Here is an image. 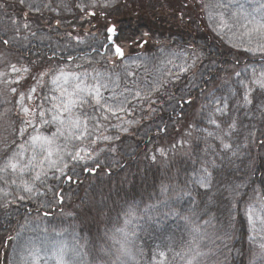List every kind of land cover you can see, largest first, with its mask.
<instances>
[{
	"label": "trees",
	"instance_id": "1",
	"mask_svg": "<svg viewBox=\"0 0 264 264\" xmlns=\"http://www.w3.org/2000/svg\"><path fill=\"white\" fill-rule=\"evenodd\" d=\"M82 1L84 0H29L40 7V12H36L29 11L26 6L22 11L18 0H0V4L4 5L0 8V38L10 41L8 45L0 43V56L4 55L7 63L29 67L32 75L48 67H56L57 64L62 68L73 66L75 69H82L86 64V68L89 65L93 67L102 65L108 54L104 56L99 51H102V44L106 38L109 17L118 25L116 42L122 46L127 45L133 51V47L138 46L133 43V39H138L143 32L150 33V39L145 37L149 42L139 50L140 52L138 51L139 58L142 57L141 51L145 52L147 48L149 51L158 52V47H163L165 52L174 49L192 53L195 49L202 54L203 59L197 66L195 79H190L192 77L190 73L180 77L179 81L161 76L160 72L153 70V63L144 61L148 70L145 73L150 72L151 75L145 79L142 74L140 81L132 79L128 82L131 84L134 82L143 95L151 97L156 103L150 105L146 100L139 117L132 123L111 128L106 135L113 137L111 141L103 139L105 132L100 133L98 140H89L88 150L81 152L86 159L79 163L68 159L66 175L45 177L42 184L36 182L38 188V192H35L36 199L16 201L7 208L0 207V264H8V261L20 264L19 246L29 239L33 240L37 247H41L43 241L39 253L41 258L53 257L54 246L62 243L67 245L70 258L72 248L84 245L81 257L77 258L82 259V264L103 262L109 264L107 257L110 255H105L100 249H109L114 255L116 248L112 246L110 237L118 236L117 228H125L128 232L133 229L136 231V236L131 237L134 241L132 250L135 259L130 264H155L153 257L158 259L156 254L161 250L167 251L166 246L172 247L174 251L183 252L194 236L193 247L202 240L203 235L208 236L207 240L214 242L217 250L215 255L210 254L211 257L206 261L201 258L203 264H247L249 225L244 208L255 195L264 196V146L259 144L260 140H264L262 134L264 119L260 118L259 113L252 112L249 113V118H245L244 112L241 111L240 119L248 127L241 128L234 136V144L240 145L238 156L231 157V153H228L227 157H231V161L229 162L226 157L221 162L218 156L208 154L207 158L217 159L221 167L213 172V187L207 196L203 195V189L192 183L195 179L194 170L200 167L199 163L193 161L204 156L200 150L205 147V137L209 144L219 143L207 136L208 132L215 131L214 126L207 123L211 105L203 112L198 108L208 103V94L214 90L216 96L221 95L222 91L226 93L227 87L224 86L223 89L220 87L223 80H229L233 87H236L237 78L233 74L240 71L242 75L238 79H243L244 63L259 66L264 65V61L243 49L233 47L227 39L228 34H217L216 28L208 25L199 9L202 2L214 4L216 0H194L193 4L190 1H181L179 5H182V9L176 10L172 8L173 6L162 5L163 0H120L121 8L112 18L110 15H98L97 10L82 12L81 7H78ZM104 2L105 0H99L100 4ZM220 2L227 3V0ZM45 4L48 7H44ZM191 6L194 8L189 9ZM68 11L71 12L69 16ZM24 12H28L29 29L22 27L25 22ZM57 20L60 21L59 24L56 23ZM14 21L16 23H13ZM18 25L21 26L20 31L16 32ZM87 27L90 28V35L87 33ZM31 32H35L36 36H32ZM81 38L89 42L81 44L82 48L78 50L70 47L76 43L73 41ZM93 48L97 51L93 52ZM53 52L56 53V57L49 62L47 57L52 56ZM69 56L74 59H67ZM33 61L36 63L31 64ZM29 79L35 84L31 78ZM163 79H169L171 83L162 87L159 92L149 90L153 80ZM186 86L191 89L188 97L192 99V103L181 108L174 100L170 101L168 96L184 95L180 89L185 88L187 91ZM201 90L204 95H201ZM239 91L242 92L243 89ZM3 93L7 94L4 90ZM9 99L11 96L5 100ZM11 101L14 102L13 105L12 102L3 105L5 103L0 100V113L5 115L3 117L5 120L0 121V131L6 125L4 123H11L8 131H4L0 137V148L12 139H16L18 143L23 142L20 137L13 136V128L17 124L16 128L20 127V117L13 113L14 110L17 111L16 100ZM216 115L219 116L218 113ZM190 122L195 127L193 139L194 137L200 139L194 141L191 154L178 156L179 145L186 140L189 133L185 126L188 127ZM124 128L128 131L125 132ZM249 130L255 132L254 139L248 136ZM117 136L119 139H115ZM110 148H115L116 151H109ZM160 149L166 153L165 157L172 160L167 161L170 165L166 167H164L166 160L160 155ZM88 155L92 158L87 159ZM153 155L156 156L155 161L151 159ZM251 161L256 162L255 174L248 166ZM97 163L100 167L96 168L95 172L83 170L84 167H95ZM73 167L79 175L74 177L73 181L67 182V174H71L70 170ZM172 184L176 187V195L169 197L165 193L162 194V186L170 188ZM237 184H243L244 187L239 189V196L234 200V194L230 189ZM0 187L5 190L9 188V192L13 190L12 186H5L2 182ZM188 190L192 191L193 198L199 204L200 215L194 217V222L204 231L201 236L192 233L191 227L185 225L182 220L172 216L165 217L163 213L168 209L159 204V201L168 200L173 207H179L187 214V209L193 207L192 198L185 196L179 199L178 203L177 199L178 196H182L183 191ZM57 193L59 195H56ZM60 196H63L62 204L56 202ZM209 196L213 199L211 204H208ZM12 198L8 197L9 200ZM237 201L238 210L232 209L231 204ZM132 203L137 205L139 218L125 226L123 211ZM41 204L47 207L40 208ZM152 205L156 207H150ZM206 205L209 211L203 215L202 210ZM45 211L50 215L44 216ZM230 211L235 217L231 221V227ZM36 217L42 218L46 225L39 226L36 222L31 224ZM205 220H210V224H204ZM51 225L55 226V229L58 228L60 230L58 233L62 234L57 235L53 232ZM45 228L48 230L46 233L43 231ZM17 232H20L18 239H7L9 236L15 238ZM225 232H228L227 236ZM43 248H48L49 251L45 253ZM137 249H142V252H138ZM173 254L174 252L168 253L169 258ZM24 255L27 253L24 252ZM181 262L184 261L177 257L174 264Z\"/></svg>",
	"mask_w": 264,
	"mask_h": 264
},
{
	"label": "snow or ice",
	"instance_id": "2",
	"mask_svg": "<svg viewBox=\"0 0 264 264\" xmlns=\"http://www.w3.org/2000/svg\"><path fill=\"white\" fill-rule=\"evenodd\" d=\"M21 5V10L23 11V7H27L29 11L35 10L36 12H40V7L34 3L29 2V0H18ZM114 0H105L103 4L99 3V0H93L91 7H103L109 8L112 6ZM4 5L0 4V8H3ZM44 7H48L47 4ZM78 7H80L78 5ZM88 5L81 7V11H86ZM203 8H211V9H224V11L219 12H209V19L213 20L217 23V28L221 31H226L231 33V39L233 42V47L243 48L244 51L255 54L257 52L264 54V0H227V3H222L220 0H216L214 4H204L202 2ZM90 15H95V13H89ZM227 14V15H226ZM28 12L23 13L24 23L22 27L24 29H29L30 24L27 21ZM183 19V16H181ZM13 23H16L15 21ZM57 24L60 23L59 20L56 21ZM21 26L16 27V32L20 31ZM107 33L111 34L106 37L109 41V44L103 45L106 49H112L113 55L123 60L125 58V51L121 44L116 43L113 39L115 35H117V30L115 27H108L106 29ZM32 36H36L35 32H31ZM145 37L151 38L149 32H143L140 34L138 39H133V43L138 44V46L143 47L149 41L145 39ZM0 43L3 45H8L10 41L8 39L0 38ZM247 44L248 47H244ZM254 45V47H253ZM93 52H96L97 49L93 48ZM161 52L164 51L163 48L160 49ZM107 55L105 52L104 56ZM56 57V53L53 52L52 56L47 57V60L51 62ZM103 58V57H102ZM67 59H74L69 56ZM203 59L202 54L198 53L195 49L192 50L191 56L188 57V60H185L184 64L178 65L179 73H171L168 72V77L173 78L176 81L180 80L181 74H187L192 72V77L190 79H195L196 73L193 69H196L197 66L201 63ZM113 63L115 67L119 65L115 64V61H109ZM31 64H35L36 62H30ZM135 63V60L132 61ZM168 63L171 64L172 61L168 60ZM147 70L146 65H144ZM11 71L14 73H27L30 78L35 82V86L29 88L28 92L25 93L23 91H18L16 87L9 88V91L17 97L15 103L18 106V111L16 113L17 117L21 116L23 113L25 116H29L27 119H20V127L13 128V135L18 136L21 139L24 137L28 128H33L35 131V127L33 125V119L38 115L40 118V122L44 125L48 124H56V132L52 134L51 137L42 136V135H29L28 139L23 143H18L16 139H12L11 141L5 142L3 147L0 148V182L3 185L11 187L15 186L11 192L6 191L5 188L0 187V207L7 208L8 205L15 203L16 201L23 202L25 200L32 199L33 193L38 192V188L36 187V182L44 183V179L47 176V172L50 170H54L55 172H59L61 175H66L65 169H68V164L64 162V157L60 155L61 152L64 151V148H61L57 143L58 138L63 137L67 142L70 139L80 140L82 137L86 135H90L88 129V122L90 120H94V116L90 115L88 109L92 110V113L100 112V113H110L112 116H116L119 112H126V108L124 107L125 103H130L127 99V96L124 97L123 100L119 99L113 89V94L111 96L105 97L103 95L104 91L109 90L110 84H115L119 87V81L121 80V75L116 72L110 73H102L99 71H94V74H90L88 72H83L79 75L72 74L73 79L77 81L75 83L73 90L71 93H68L66 88L60 89V97L59 103L52 104V111L55 113L52 115L51 120L46 119L47 112L44 110L42 105L36 106V111L33 112L32 109L25 106V100H32L33 94L37 92V87L43 88L45 86V78H50L53 84L59 83L61 79L64 80V83H68V75L65 73L64 68L60 67L58 64L56 67H48L45 70H42L35 75H32V70L29 67L21 66L17 68L15 64L10 65ZM246 71V70H245ZM6 73L0 72V77L6 76ZM135 73L125 70V76H134ZM242 73L237 71L235 73L236 77H241ZM91 76L92 83L89 84L87 82V77ZM114 77V78H113ZM4 83H8V81H3ZM11 83L19 84L20 80L12 81ZM168 83H171L169 79L163 80H153L149 85L150 91L159 92L162 87H165ZM236 87H233L232 82L225 79L223 80V84L221 89L224 86L227 87L226 93L222 91L221 95L216 96L215 90L212 93L208 94V103L202 105L201 111L203 112L206 108L211 105V112L207 116V123L213 125L215 131L208 132L207 136L212 137L214 140L218 141V144H209L207 142V137L204 138L205 147L201 149L204 153V156L194 160L193 163H199L200 167L198 170H194L195 179L192 183L198 185L200 189L204 190L203 195L207 196L208 193L212 190L213 187V172L221 167V163L217 162V159H208V154L210 153L213 157H219L220 161L223 162L227 157L228 153H231V157H237L240 149L239 144H234V136L239 132L241 128L248 127L244 125L243 121L240 119L239 114L241 111L244 112L245 118H249V113L253 114L259 113L261 119H264V68L261 69L259 73L253 68L252 77L237 79L235 81ZM138 87V86H137ZM187 88V86H186ZM243 89L242 92L239 90ZM126 92H131V89L125 87ZM180 91L184 92V95L177 97L175 94H170L168 99L170 101L174 100L176 104H180L181 108L185 104L190 105L192 103V99L188 97V93H190L191 89L181 88ZM67 94V95H66ZM135 97L140 98L142 93L140 90H137L134 93ZM201 95H204L203 90H201ZM235 98V99H233ZM47 100L48 97H45ZM57 97L53 96L52 100H56ZM150 105L155 104L156 101L152 100L151 97L145 96ZM231 100V103H230ZM183 102V103H181ZM251 106V108H249ZM150 110H154L151 109ZM219 114L217 116L216 114ZM3 114L0 113V116ZM109 117L106 115H102L101 119L107 120ZM14 123V122H13ZM125 132L128 131L127 128L123 129ZM200 131H207V129H200ZM264 134V133H262ZM191 136V133H188ZM248 136L255 138V132L249 130ZM248 137H245L247 139ZM104 140L111 141L113 137L104 136ZM115 139H119V136L115 137ZM200 138L197 137V140ZM25 144L31 147L32 155L28 159H24V154L27 151L25 148ZM259 144L264 146V140H260ZM55 145V150L54 146ZM67 144H65L66 148ZM247 147V145H244ZM191 147V145H190ZM198 148V145H197ZM16 149H19L17 151ZM83 149L73 152L67 153L68 156L79 163L82 160H85L86 157L81 155ZM109 151L115 152V148H110ZM160 155L164 156L165 152L163 149H160ZM56 156V159H53V156ZM231 157H227L229 162L231 161ZM91 155L87 156V159H91ZM153 161L156 160V156H151ZM255 161H251L249 163V168H251L252 173L255 174ZM45 165H47V169H45ZM100 164L97 163L95 167H84L83 170L89 173L95 172L96 168H99ZM39 169V170H38ZM71 174H67V179L69 181H73L74 177H78V173L75 172V167L70 170ZM10 177H16L12 179ZM27 177V179H25ZM19 180V183H18ZM244 187L243 184H237L233 186L230 191L234 194L233 199L239 196V189ZM169 191L167 186H162L161 192L166 193ZM56 195H59L58 193ZM9 196L13 198L11 200L8 199ZM192 198V205L187 209V214L183 209L179 207H173L172 204L169 203L168 200L159 201V204L164 208H167L168 211L163 213L165 217H175L182 220L185 225L191 227L192 233H199L201 231V227L198 223L194 222V217L200 215L198 213L199 204L193 198L192 191H183L182 196H178L177 203L179 199L183 197ZM58 204L63 203V196H60L59 200L56 201ZM213 199L211 196L208 197V204H211ZM239 201L231 204L232 209L238 210ZM47 205L41 204L40 208H45ZM150 207H156V205H152ZM39 208L37 211L39 212ZM31 211V209H28ZM209 209L206 205L202 214L206 215ZM244 214L247 217L248 224L250 226V231L256 233L257 231H264V196H262L259 200L250 202L245 205ZM50 213L48 211L44 212V216H48ZM124 224L125 226L132 224L134 219H138L137 216V205L132 203L128 206L127 210L123 211ZM151 219V217H149ZM235 217L232 215L231 211L229 212V227H231V221L234 220ZM205 224H210V220L204 221ZM259 226V227H258ZM24 226H21V230H23ZM45 233L48 231L47 228L43 230ZM55 231V230H54ZM117 232L123 234L122 239H116L115 235L110 237L115 245H118L115 249V259L111 261V264H130L131 261L135 259V255L132 250V245L134 241L131 237L136 236V231L133 229L131 232L125 231V228H117ZM62 233H57V235H61ZM228 235V232H225V236ZM20 237V232H17V236L11 237L9 236L8 240L18 239ZM254 239V237H251ZM195 242V236L192 241L188 242V246L186 250L183 252L174 251V249L170 246L167 247V251L161 250L159 251L156 257H153L155 264H174L177 257L184 261V264H203L202 257L208 255L205 252L200 251L199 244H196L193 247ZM43 246V241H41V247H37L35 242L31 239L26 241L20 247V264H40V260L42 259L39 255L41 248ZM84 245H80L79 248L71 249V258L68 255L67 245L59 244L54 246L52 251V256L55 260V264H82V259H77L81 257V251L83 250ZM259 248L261 250L258 259L259 264H264V242L259 244ZM45 253L49 251L48 248H43ZM101 252L105 255H112L109 249L101 248ZM138 252H142V249H137ZM24 252L27 255H24ZM174 254L169 258L168 253ZM86 255V253H85ZM215 255V253H213ZM8 264H12L11 261H8ZM45 264L47 262L45 261ZM250 264H255V261H250Z\"/></svg>",
	"mask_w": 264,
	"mask_h": 264
},
{
	"label": "rangeland",
	"instance_id": "3",
	"mask_svg": "<svg viewBox=\"0 0 264 264\" xmlns=\"http://www.w3.org/2000/svg\"><path fill=\"white\" fill-rule=\"evenodd\" d=\"M84 1H82V3H80L79 6L83 7L85 5H88L86 12L97 10L96 12L98 15H101V14L105 15V16L110 15L111 18L113 17V14L118 13L117 12L118 9L121 8L120 0H114L112 6L109 8L91 7L93 0H86V1H88L87 3H84ZM181 1H183V2L190 1L192 4L195 2L194 0H163V1H161V3L164 6H166V5L173 6L172 8L176 10V9H182V5H179V3ZM193 8L194 7L191 6L189 9H193ZM200 8L201 9H199V10H201V14H203L204 19H206L207 22L209 23L208 25L212 28H216L215 31L217 34H219V33L228 34L229 37H227V39L231 44H233L234 41H232V39H231V33H227L226 31H221L220 29L217 28V23L215 21L209 19V12L210 11L215 13V12H219V11H224V9L203 8L202 5L200 6ZM99 11H100V13H98ZM69 15H71L70 11H68V16ZM107 19H108L107 20L108 21L107 28L114 26L115 29L117 30L118 25L115 24L114 22H112V20L109 17ZM86 30H87V33H89V35H90L91 34L90 28H88ZM77 32L79 33V31H77ZM107 36H108V34L106 31V37ZM70 39H71V37H70ZM115 41H116V37H115ZM73 42H76V43L73 45H70V47L73 46V49L78 50V49L82 48L81 44H83V43L87 44L89 41L82 40V38H81L80 40L77 39L76 41H73ZM106 43H107V39L105 38L102 46L106 45ZM244 47H248V45L245 44ZM253 47H254V45H253ZM123 48L125 51V58L123 60H120L116 56H114L112 49H106L104 51V47H102V51H99V52H101L103 55L105 54V52H107V54H108V56H106L104 58V62L102 63V65H99V66L95 65L94 67L89 65V67L86 68V66H87V64H86L85 67L83 65L82 69H75V67H73V66L64 67L65 73L68 75V83L67 84L64 83L63 79H61L59 81V83L53 84L51 82L50 78H47V79H45V86L43 88L37 87V92L35 94H33L34 98L32 100H25V102H24L25 106L28 108H31L33 110V112L36 111L37 105H42L44 110L47 112V116L45 118L48 120H51L52 115L55 114L52 111V104L53 103H59V97L61 95L60 89L66 88L68 93H71L75 83H77V81L75 79H73L72 74L79 75L85 71L90 73V74H94V71H99L102 73H110V72L114 71V72L119 73L121 75V80L119 81V87H117L115 84H110L109 90L104 91L103 95L105 97L111 96L113 94V89H114L115 93L119 99L123 100L124 97L127 96V99L130 103H125V105H124V107L126 108V112H119L116 116H112L110 113H100V112L92 113V110L89 108L88 109L89 114L94 116V120H90L88 122V129H89L90 135H86V136L82 137L80 140L70 139L67 142L64 140L63 137H60L57 140V143L60 145V147L64 148V151L61 152L60 155H62L64 157L65 163H67L68 162L67 160L70 159V157L68 156L67 153H69V152L74 153L75 151H78L81 149H83L84 150L83 152H85L86 149L88 150V146H87L88 141L89 140H93V141L98 140L101 132H103V133L105 132L104 136H106L111 131V128L120 127L122 124L123 125L130 124L137 117H139V115L142 111L141 107L147 101H146V99H144L145 95H143V94L141 95L140 98L135 97L134 93L137 90H139V88H137V86H135L134 82L131 84L128 81H131L132 79L133 80L137 79L140 81V79H141L140 76H142V74L145 77V79H147L149 77V75H151L150 72L145 73L146 69H145L144 65L146 63H144V61H148L150 63H153L154 64L153 70L160 72L161 76H163V77L166 76V78H169L173 81H176L173 78L168 77L167 73L168 72L179 73V67H177V66L184 64L185 60H188V57L191 56V53H189V52H182V51H177L174 49H172L168 52H165L166 50L163 47H158V50H159L158 52L157 51L156 52L155 51H149L148 50L149 48L145 49L146 50L145 52L141 51L140 55L142 57L139 58L138 57V53L140 52L139 50L142 49L143 47H138L136 45V47H133L134 51L131 50L127 45L123 46ZM161 48L164 49L163 52H160ZM237 48H240V47H237ZM240 49H243V48H240ZM161 54H163V55H161ZM249 54L255 56L256 58H258L261 61L262 60L264 61V54H261L259 52L255 53V54H252V53H249ZM3 56L4 55L0 56V72L6 73L7 75L0 77V86L4 85V87H0V100L2 101V103H5L3 105H6V104L12 102L11 101L12 99L14 101L17 99V97L14 96L9 91V88L16 87L18 89V91H23V92L27 93L29 88L32 86H35V84H33V82L29 79L30 76L27 73L21 72V73L17 74V73L12 72L11 68H10L11 63H7V58L4 56V58H5L4 59ZM133 60H135V63H132ZM168 60H171L172 63L169 64ZM109 61H115V64L119 65V66L115 67L113 65V63H110ZM188 62L190 63L191 61L188 60ZM15 65L17 66V68H20V67H18V64H15ZM242 66L244 68L243 79L246 77H248V78L252 77L253 68L256 70L257 73H259L261 71V69L264 68V65H259V66L255 65L254 66L251 63H249V64L244 63ZM126 69L129 72L135 73V75L134 76H125V70ZM196 69H193V71L197 72ZM190 73H192V72H189L186 75L181 74V77L190 75ZM233 76H235V73L233 74ZM235 78L238 79L239 77L235 76ZM86 79H87V82L89 84H91L93 82L91 79V76L87 77ZM15 80H20V83L19 84L11 83L12 81H15ZM3 81H8V83H4ZM125 87L131 89V92H126ZM3 90L5 93H7L6 95H4ZM41 91H43V92H41ZM35 95H37L36 98H35ZM9 96H11V99L5 100V99L9 98ZM53 96L57 97V99L52 100ZM45 97H48V99L46 100ZM13 104H14V102H12V105ZM1 106H2V104H1ZM15 109L17 111L19 110L17 105H16ZM198 110L200 111L201 108L199 107ZM17 111H15V110L13 111L15 116H16ZM102 115H106L109 118L107 120H103V119H101ZM4 116L5 115L0 116L1 117L0 121L5 120V118H3ZM21 118L27 119L30 117L25 116L23 113H21L20 119ZM20 119H19V122H20ZM13 120H15V119L13 118ZM4 124H6V125L0 131V137L3 135L4 131L7 132L8 129L11 127V123L10 124L4 123ZM188 124H189L188 127L185 126V129L187 128L189 130L188 132L191 133V136H189L187 134L186 140L183 141L181 143V145H179L180 151L178 152V154H179L178 156L185 155L186 153L191 154L192 148H193L194 143H195L194 141L197 140L196 137H194V139H193L194 129H195L194 125L191 124V122ZM17 125L15 126V128L17 127ZM33 125L35 127V131H33V128H31V127L28 128L27 132L25 133L24 137L22 138L23 142L21 144H23L28 139L29 135L39 134L42 136L51 137L52 134L54 132H56V128H57V125L54 123L48 124V125H44L43 123H41L38 115L33 119ZM65 144H67L66 148H65ZM190 145H191V147H190ZM53 147L55 150V145ZM25 148L27 149V151L24 154V159L26 160L29 157H31L32 151H31V147L27 144H25ZM171 151H173V150H171ZM167 154H168V152H167ZM56 158L57 157L54 155L53 159H56ZM163 158L166 160L164 162V167L170 165V164H167V161H172L171 158L165 157V156ZM167 158H169V159H167ZM45 169H47V165H45ZM66 170L67 169H65V171ZM59 174H60L59 172H55L54 170H50L47 172L46 177H52V176L54 177L55 175L57 177ZM60 177H61V174H60ZM10 178L15 179L16 177H10ZM25 179H27V177H25ZM18 183H19V180H18ZM14 187L15 186H12L11 189ZM8 190H9V188L6 191H8ZM165 194H167L169 197L176 195L175 185L172 184L171 187L169 188V191L166 192ZM36 197H37V194L34 192L32 198L36 199ZM260 198H261L260 195L257 194L252 198V200L250 202L257 201ZM198 219H197V221H198ZM43 221L44 220L42 218L36 217L32 220L31 224L36 222L39 224V226H43V225L45 226L46 223ZM51 226L53 227V232L58 233V231H60L58 228L55 229V226H53V225H51ZM125 231H127V230L125 229ZM117 233H118V236L116 237V239H122L123 234L120 232H117ZM203 233H204V231L201 228V231L199 233H196V234H199L201 236ZM251 237H254V239ZM207 239H208V236L203 235L202 240H200V242L199 241L197 242V244H199L200 251L208 254L205 257H202L203 261H206L207 258H210L211 257L210 254L217 252L216 247L214 245V242L212 243L210 240H207ZM262 242H264V231H257L256 233H253L250 231V226H249V243H248V258H247L248 263L247 264H250V261H255V264H259L258 256L261 252V250L259 248V244ZM111 243H112V246H114V248L118 247V245H115L112 240H111ZM113 253H114V255H110L107 257L109 264H111V261L115 259V249H114ZM45 261L47 262V264H55V260L53 257L42 258L40 260V264H45ZM102 264H106V262H103ZM181 264H184V262L183 263L181 262Z\"/></svg>",
	"mask_w": 264,
	"mask_h": 264
},
{
	"label": "water",
	"instance_id": "4",
	"mask_svg": "<svg viewBox=\"0 0 264 264\" xmlns=\"http://www.w3.org/2000/svg\"><path fill=\"white\" fill-rule=\"evenodd\" d=\"M111 27H114V26H111ZM108 35H111V34H109V33H107ZM115 37H116V35L113 37V39H114V41H115ZM116 42V41H115ZM107 44H109V41L107 40V43H106V45ZM106 50V48L104 47V51ZM119 59V58H118ZM66 181L67 182H70L68 179H66Z\"/></svg>",
	"mask_w": 264,
	"mask_h": 264
}]
</instances>
